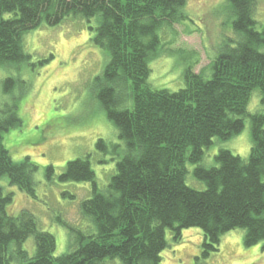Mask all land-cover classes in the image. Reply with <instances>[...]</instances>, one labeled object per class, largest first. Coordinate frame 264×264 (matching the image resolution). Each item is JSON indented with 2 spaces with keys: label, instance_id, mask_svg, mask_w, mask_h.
Segmentation results:
<instances>
[{
  "label": "trees",
  "instance_id": "16d2710c",
  "mask_svg": "<svg viewBox=\"0 0 264 264\" xmlns=\"http://www.w3.org/2000/svg\"><path fill=\"white\" fill-rule=\"evenodd\" d=\"M227 1L233 36L207 73L188 65L184 86L171 91L152 87L150 62L162 34L187 19L185 0H0V67L29 60L23 36L42 23L55 25L75 15L94 19L91 40L108 57L94 79L95 96L121 142L111 148L119 158L102 187L88 154L67 161L59 175L61 181L92 188L80 209L94 231L74 229L75 245L66 253L54 255V236L39 229L30 211L8 212L12 193L0 185V264H162L167 228L175 240L183 228H200L204 255L217 250L221 236L232 229H244L246 246L264 240V23L256 17L257 0ZM15 81L5 78L6 88ZM254 91L260 92L261 109L249 113ZM247 117L248 159L220 149L216 166L193 169L205 187L188 185L186 164L200 162L213 138L238 134ZM21 122L14 102L0 104V177L33 197L38 165L28 155L14 161L3 143L4 132ZM96 146L109 152L102 138ZM53 172L52 165L44 169L47 177ZM30 236L32 257L23 248Z\"/></svg>",
  "mask_w": 264,
  "mask_h": 264
},
{
  "label": "rangeland",
  "instance_id": "374dc122",
  "mask_svg": "<svg viewBox=\"0 0 264 264\" xmlns=\"http://www.w3.org/2000/svg\"><path fill=\"white\" fill-rule=\"evenodd\" d=\"M255 11L263 24L264 0H257ZM184 12L187 19L173 24L162 34L164 41L172 42L163 44L161 40L158 54L150 62L149 81L153 88L175 91L183 87L188 65L194 72L207 73L226 38L233 36V16L227 0H185ZM89 26H95L94 19L88 22L79 15L65 17L55 25L42 23L23 36L29 60L0 67V104L14 102L22 120L20 126L4 132V146L14 161L28 155L39 167L33 197L10 185L7 177H0L4 193H12L7 210L12 214L24 209L30 211L39 229L54 236L55 256L73 249L77 237L74 229L84 234L94 231L93 224L80 209L81 201L91 196V185L61 181L59 175L66 162L88 154L98 186L102 187L119 158L111 152L113 145L120 142L116 127L95 96L94 79L108 62L107 51L93 43L95 31ZM7 77L16 79L13 87L6 88ZM260 109V92L254 91L248 111L255 113ZM99 138L105 141L108 153L96 146ZM212 141L204 149L200 162L186 164L189 171L186 183L196 189H203L205 184L195 178L193 169L197 165L216 166L215 155L220 149L248 159L249 117L238 134ZM48 165L54 167L50 177L44 173ZM165 233L167 247L161 253L162 264H264V240L246 246L242 228L223 234L217 250H207V255L203 254L204 234L200 228L181 229L178 240L174 238V230L167 228ZM23 248L29 257L34 255L33 236L25 240Z\"/></svg>",
  "mask_w": 264,
  "mask_h": 264
}]
</instances>
